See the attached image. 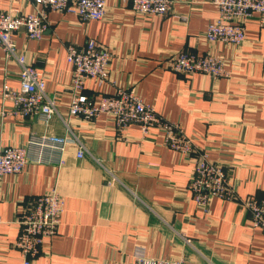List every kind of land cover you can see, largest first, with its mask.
<instances>
[{
	"label": "crops",
	"instance_id": "crops-1",
	"mask_svg": "<svg viewBox=\"0 0 264 264\" xmlns=\"http://www.w3.org/2000/svg\"><path fill=\"white\" fill-rule=\"evenodd\" d=\"M102 19L80 20L47 11L39 39L15 32L12 39L45 78V90L89 155L79 158L67 145L57 163L29 161L0 180V264H22L15 246L19 211L55 187L63 198L57 232L44 237L30 264H139L175 258L185 264H264V232L253 228L241 201L264 202V25L245 23L240 45L208 43L204 31L217 14L210 0H173L166 15L130 11L121 0H106ZM28 0H0V10L30 12ZM93 39L111 51L107 81H86L98 96L132 87L162 117L178 122L199 150L223 165L235 186L233 200L211 198L207 211L192 198V157L169 148L159 129L147 134L138 124L118 130L101 114L90 120L67 113L71 66L66 45ZM179 50H216L229 76L185 75L166 65ZM18 66L0 48V90L18 86ZM0 95V151L24 145L31 133L62 138L56 116L48 124L9 112ZM111 174L115 176L112 180ZM190 240V244L184 238Z\"/></svg>",
	"mask_w": 264,
	"mask_h": 264
},
{
	"label": "built area",
	"instance_id": "built-area-1",
	"mask_svg": "<svg viewBox=\"0 0 264 264\" xmlns=\"http://www.w3.org/2000/svg\"><path fill=\"white\" fill-rule=\"evenodd\" d=\"M34 5L30 12L0 10V48L4 58H12L18 66V86L3 84L0 95L10 102L12 114L36 117L48 124L56 116L65 128L62 138L31 133L24 145H9L0 151V180L6 174L18 173L29 161L50 163L52 154H58L57 163L62 164L61 154L67 145L75 147L79 158L89 155L97 164L101 162L84 147L72 128L61 115L58 104L45 90V78L15 45L12 35L22 33L25 37L39 39L48 27L47 11L71 13L80 20L102 19L106 0H28ZM130 11L144 15H166L171 11L173 0H121ZM216 9V18L204 31L208 43L240 45L245 40V23L256 18L264 25V0H210ZM111 51L93 39L77 46L66 45V60L71 66L70 98L67 113L70 116L90 120L101 114L109 117L118 130L129 123L138 124L143 134L151 128L162 132L165 144L183 157H192L193 170L188 183L193 201L207 211L211 198L233 200L235 186L222 164L211 160L199 150L184 133L181 125L160 116L151 104L145 102L132 88L115 87L112 93L94 94L85 92L86 81L94 80L98 86L107 81ZM166 65L177 73L191 75L203 73L212 77L229 76V70L218 51L205 50L201 54L179 50L169 56ZM112 180L115 176L111 174ZM241 204L249 213L253 228L264 232V202L245 197ZM63 211V198L55 187L35 196L30 205L19 211L16 222L20 226L15 246L22 257V264H30L41 251L44 237L57 232ZM184 238L190 244L188 238ZM139 264L145 260L138 256ZM146 264H185L179 255L175 258H156Z\"/></svg>",
	"mask_w": 264,
	"mask_h": 264
}]
</instances>
